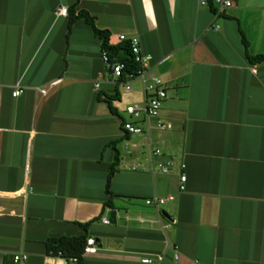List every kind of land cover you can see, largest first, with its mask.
<instances>
[{"label":"crops","instance_id":"obj_1","mask_svg":"<svg viewBox=\"0 0 264 264\" xmlns=\"http://www.w3.org/2000/svg\"><path fill=\"white\" fill-rule=\"evenodd\" d=\"M77 2L73 17L87 12L111 45L139 38L168 86L160 120L172 129L154 120L147 135L123 134L118 102L114 115L104 99L116 85L102 41L58 15ZM242 33L264 54V0H237L220 17L199 0H0V264L21 251L28 264H75L47 243L89 223L99 251L84 264H264V63H249ZM146 146L185 170L132 171ZM112 211L117 223H102Z\"/></svg>","mask_w":264,"mask_h":264},{"label":"built area","instance_id":"obj_2","mask_svg":"<svg viewBox=\"0 0 264 264\" xmlns=\"http://www.w3.org/2000/svg\"><path fill=\"white\" fill-rule=\"evenodd\" d=\"M237 0H199L202 7H206L212 10L216 17L224 15L228 10L232 9ZM58 15L68 17V8L61 7L58 10ZM120 42H128L134 56L135 62L139 64L140 70L136 74H127L126 65L121 61H112L107 51L102 50L101 59L103 60L107 72L111 75L115 85H118L123 89L124 93L129 94L132 91V83L140 81L144 88L145 99L143 105L133 104L128 105L125 108V113L131 118V121L122 122V132L126 137L144 136L149 134V128L144 129L143 123H149L150 121L157 122V128L159 131L165 132L172 129V125L165 124L160 120L161 109L168 99V86L157 76L151 75L153 57L146 55L142 52L141 43L138 37L128 39L126 36H119ZM256 73V70H252ZM125 77V78H124ZM149 82V83H148ZM98 88L99 85L97 84ZM24 93V90L17 88L13 92V97L17 98ZM148 126V125H147ZM151 147V144L148 145ZM129 148V144L126 143V149ZM144 164L135 163L132 165V171H151L153 174L158 171L162 175H170L175 170L179 169L180 172L185 170L186 166L183 162L178 161L173 157H165L163 152L159 148L150 150L149 156L143 159ZM150 164V168L146 164ZM187 177L182 174L180 177V191L185 190L184 184ZM172 198H153L146 202L149 206H162ZM102 223L109 224V220L103 218ZM96 241L89 239L84 249L83 257L93 256L98 253ZM178 259V257H176ZM29 256L25 252H18L13 255L12 261L14 264H28ZM157 260L161 262L162 256H158ZM76 262V260H72ZM142 264H153L151 258H144L141 260Z\"/></svg>","mask_w":264,"mask_h":264},{"label":"trees","instance_id":"obj_3","mask_svg":"<svg viewBox=\"0 0 264 264\" xmlns=\"http://www.w3.org/2000/svg\"><path fill=\"white\" fill-rule=\"evenodd\" d=\"M77 6H78V2L68 9V13H69L68 16H71L70 23L73 24L77 20H84L87 24H89L92 27L95 36L102 41V48L103 50L108 52L110 59L112 61H117L120 54L124 53L125 56H124L123 61L121 62L126 65V68H127L126 73L136 74L140 70V66L139 64L135 62L134 56L132 55V51L130 48V44L125 41V42H122L118 46L111 45L109 33L106 31H101L97 29L94 23V19L87 12L80 11L77 17L75 18L73 17L74 10ZM213 9L214 8L212 7V10ZM242 44L244 47L245 56L247 60L249 61V63L253 65L264 63V54L254 55L251 53L250 43L247 40L244 33H242ZM101 98H102L101 96L98 97L99 100ZM104 99L107 101L109 105V109L112 112V114L117 115L118 110L114 107V102L121 101L120 87L116 85L114 95L105 96ZM119 143L118 142L113 143L115 156H114V162L112 163L110 167V172L108 175V181L106 185L107 193L111 197H112V194L110 192L111 179L114 176V174L117 172L118 167L121 165V154L119 150L117 149V145ZM105 207L113 209L114 207H113L112 201L110 200L109 202H107L105 204ZM90 225H91L90 223L82 225V228L85 230V234L83 235L72 237V238L60 237V238H55V239L50 240L47 243V248H48L49 253H51L52 255L62 256L69 261L76 260L75 264H84L83 253L87 245V241H88L86 230L89 228Z\"/></svg>","mask_w":264,"mask_h":264},{"label":"rangeland","instance_id":"obj_4","mask_svg":"<svg viewBox=\"0 0 264 264\" xmlns=\"http://www.w3.org/2000/svg\"><path fill=\"white\" fill-rule=\"evenodd\" d=\"M141 85H142V83L140 81L132 83L133 91H136V92L132 93L131 96L123 94L122 100L120 102H118V106L121 110L123 119H125L127 121H131V118L124 112V109L127 107V105H133V104L143 105L144 94H143V92H141V89H142ZM149 151H150L149 147L146 146L145 152H147V154H148ZM142 164H144V163H142ZM149 168L150 167H148V169ZM172 173H174V172H172ZM156 174H160V173H158V171H156Z\"/></svg>","mask_w":264,"mask_h":264},{"label":"water","instance_id":"obj_5","mask_svg":"<svg viewBox=\"0 0 264 264\" xmlns=\"http://www.w3.org/2000/svg\"><path fill=\"white\" fill-rule=\"evenodd\" d=\"M110 224H116L117 223V213L115 211H112L110 214Z\"/></svg>","mask_w":264,"mask_h":264}]
</instances>
